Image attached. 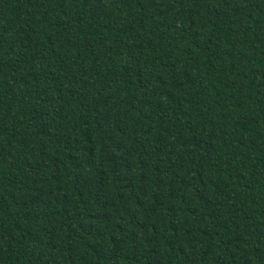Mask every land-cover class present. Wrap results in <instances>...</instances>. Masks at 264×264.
<instances>
[{
  "label": "trees",
  "instance_id": "obj_1",
  "mask_svg": "<svg viewBox=\"0 0 264 264\" xmlns=\"http://www.w3.org/2000/svg\"><path fill=\"white\" fill-rule=\"evenodd\" d=\"M0 264H264V0H0Z\"/></svg>",
  "mask_w": 264,
  "mask_h": 264
}]
</instances>
